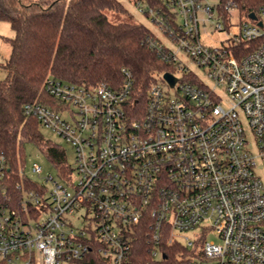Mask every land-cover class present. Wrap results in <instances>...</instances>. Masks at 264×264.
Here are the masks:
<instances>
[{"label": "built area", "instance_id": "built-area-1", "mask_svg": "<svg viewBox=\"0 0 264 264\" xmlns=\"http://www.w3.org/2000/svg\"><path fill=\"white\" fill-rule=\"evenodd\" d=\"M163 3L138 4L168 68L141 100L123 68L117 87L51 77L53 102L25 105L75 163L41 183L23 171L17 204L2 192L0 264H264V3L257 19ZM9 171L2 156L0 179Z\"/></svg>", "mask_w": 264, "mask_h": 264}, {"label": "trees", "instance_id": "trees-1", "mask_svg": "<svg viewBox=\"0 0 264 264\" xmlns=\"http://www.w3.org/2000/svg\"><path fill=\"white\" fill-rule=\"evenodd\" d=\"M133 1L144 7L164 5L163 0ZM263 3L220 0L225 13L226 7H233L241 15L258 14ZM1 21L10 23L14 35L5 37L11 53L0 64L7 72L0 80V158L4 156L10 168L0 179V200L7 190L17 204L25 143L38 145L60 175L70 168L66 149L46 139L37 118L25 113L28 103L53 102L45 91L48 79L117 87L123 82V68H128L136 80L134 95L141 100L156 74L168 68L149 47L153 30L121 0H0ZM138 250L142 252V244ZM168 254L174 258L175 252ZM139 255L132 264H144ZM167 264L176 263L172 259Z\"/></svg>", "mask_w": 264, "mask_h": 264}, {"label": "rangeland", "instance_id": "rangeland-1", "mask_svg": "<svg viewBox=\"0 0 264 264\" xmlns=\"http://www.w3.org/2000/svg\"><path fill=\"white\" fill-rule=\"evenodd\" d=\"M127 8L133 13L137 20L146 24L149 28L155 31L158 35H161L156 23L148 17L146 14L140 11V8L133 0H121ZM210 3H218L220 0H207ZM237 19V16L236 18ZM14 35V31L7 21L0 22V64L5 62L6 59L10 56L11 53V46L6 41L5 37H11ZM218 37L221 34L218 33ZM208 40V39H207ZM210 40V39H209ZM7 75L6 70L0 65V80H4ZM40 130L43 133L46 139L51 140L54 143L62 145L66 149V157L69 164L73 165L75 163V150L74 148L66 143L59 135L54 133L48 128L40 126ZM24 149V159H25V166L22 169L27 178L31 181L36 183L43 182V178L46 175L53 174L54 176H59L58 168L52 163V161L48 158L46 153L40 149V147L34 143H25L23 146ZM34 162L39 163L42 165L43 168V175H38L32 171V164ZM22 171V176H23ZM210 240H217L215 233H212L209 236Z\"/></svg>", "mask_w": 264, "mask_h": 264}, {"label": "water", "instance_id": "water-1", "mask_svg": "<svg viewBox=\"0 0 264 264\" xmlns=\"http://www.w3.org/2000/svg\"><path fill=\"white\" fill-rule=\"evenodd\" d=\"M249 16H250L252 19H257V14H256L255 12H251V13L249 14ZM165 78L168 79V80L171 82L172 85L175 83V78H174L171 74L166 73V74H165Z\"/></svg>", "mask_w": 264, "mask_h": 264}]
</instances>
